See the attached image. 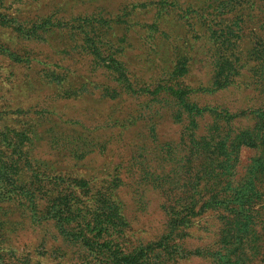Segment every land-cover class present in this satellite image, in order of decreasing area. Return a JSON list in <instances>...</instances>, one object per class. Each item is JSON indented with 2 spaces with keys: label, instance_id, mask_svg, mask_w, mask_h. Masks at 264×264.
Wrapping results in <instances>:
<instances>
[{
  "label": "rangeland",
  "instance_id": "1",
  "mask_svg": "<svg viewBox=\"0 0 264 264\" xmlns=\"http://www.w3.org/2000/svg\"><path fill=\"white\" fill-rule=\"evenodd\" d=\"M263 114L264 0H0V264H264Z\"/></svg>",
  "mask_w": 264,
  "mask_h": 264
},
{
  "label": "trees",
  "instance_id": "2",
  "mask_svg": "<svg viewBox=\"0 0 264 264\" xmlns=\"http://www.w3.org/2000/svg\"><path fill=\"white\" fill-rule=\"evenodd\" d=\"M222 146L225 147V140L222 143ZM243 146L252 147L253 142L247 141L245 139V136H243L242 134H240L239 138H237L235 141H233L232 145L229 146V149L232 148V150H230L232 152V157L233 158L236 157L234 160H230L231 163L234 161L233 165H231L232 169H234V165L236 164L235 160L237 159V156H238L237 154L240 152L241 147H243ZM227 153L229 154L228 149L224 150L222 154L224 156H226ZM213 196H215V194ZM96 201H99V205L91 208L92 210H94L93 214L95 216V220L92 223L93 226L91 227V224L86 225L84 227V232L82 234H80L82 245L85 247H89V248H92L93 246L99 247L101 249L100 250L101 254H103L104 256L106 255L105 258H107V259L109 257L121 256L122 254L116 250L111 251L109 253V248H111L114 245V244H112V241L114 238V237H112L113 236L112 233L113 234L119 233V230H117V227L120 225H119L117 220H120V218L118 216V211H120V209L118 207H115L114 205L105 204L104 203L105 201H103L101 198L97 199ZM213 204L217 205V201L213 200L210 205H213ZM101 205H102V207H101ZM188 208L189 207H185V208H183V210H187ZM175 211L178 214H180L182 212L180 210H175ZM101 213H103V214H101ZM178 214H175L174 211L172 212L169 209V212H167V215L169 216L170 223H173L174 221H176L175 217H177V219H178ZM102 221H104V222H102ZM103 223L105 224L104 226H103ZM107 224L111 225V228L110 227L108 228ZM149 249H151V247H149V248L147 247L146 250L142 249V250H140V252L136 253L135 254L136 260H132V257L128 258V257L122 255L121 260H119V262H124V264L136 263V261L140 260L142 256L146 257Z\"/></svg>",
  "mask_w": 264,
  "mask_h": 264
}]
</instances>
